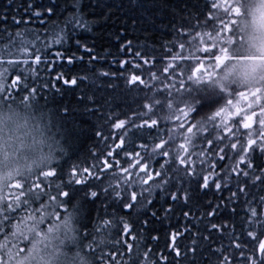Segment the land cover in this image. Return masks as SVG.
<instances>
[{"label": "trees", "instance_id": "obj_1", "mask_svg": "<svg viewBox=\"0 0 264 264\" xmlns=\"http://www.w3.org/2000/svg\"><path fill=\"white\" fill-rule=\"evenodd\" d=\"M213 3H218V0H11V4L8 0H0V16L5 14V8L8 9V20H0V36L7 37L12 33L15 38L17 32L31 34L28 38L39 35L41 39L36 46L46 45L39 63L35 62V48L31 46L28 54L4 57L5 60H16L18 67L5 63L8 72L3 96L11 94L14 102H24L23 97L29 95V103L33 102L51 115L54 131L65 150L52 168L45 169H54L53 176L34 174L24 187L35 181L53 196L58 191H68L69 197H59L66 201L60 212L63 215L65 208L71 210L72 205L79 202L82 225L90 233L85 243L93 239L97 228L101 232L105 230V220L117 223L108 237V246L103 247V256L97 257L103 259V264H112V257L123 264L120 257L124 254V260H127L128 243L133 245L134 253L138 252L136 264H188L184 253L191 252L194 242L197 264H251V259L262 255L259 243L264 241V203L260 198L264 196V183L254 181V177L261 175V169H264V154L253 145L255 152L250 149L245 162L237 166L236 158L230 157L240 150V144L237 149L229 146L222 152L220 149L229 143L224 140L211 152L208 151V140L214 141V135L221 140L229 137L231 142H236L241 132L248 131L243 129L242 123L238 130L234 122L242 121L245 113L251 114L247 107L250 98L234 97L231 106L227 105V99L222 105L212 99L207 105H197L196 112L188 117L181 112L178 119L173 117L170 121L160 119L155 109L149 111L144 107L150 103L148 98L153 93L158 97L169 91L176 95L177 88L189 87L188 75L195 79L201 75L200 72H208L205 68L196 71L200 61L191 58V37L180 35L176 29L195 26L192 35L199 32V41L204 28L219 26L213 16L220 13L221 18L227 19L222 9L211 8ZM29 4L33 8L25 11ZM49 7L53 9L51 15L46 12ZM35 10H40L43 15H32ZM13 16L21 23H13ZM77 21L85 26H77ZM66 23V42L56 44L55 39L64 36L59 28L65 27ZM77 40L80 45H77ZM127 41L132 42L131 52L128 48L121 51V46ZM5 43L6 39L0 40V44ZM180 43L185 44L183 49L179 47ZM84 45L93 51H85ZM137 51L141 52L140 57L135 55ZM57 53L61 55L57 56ZM93 56L98 59L93 60ZM196 56L205 65L211 63L203 51ZM25 58L29 60L28 65L23 64ZM122 61H126L123 66ZM101 72H108L109 76H100ZM17 75L19 80H16ZM132 76L139 77V80L131 82ZM73 78L77 80L75 85L71 84ZM13 80H16L15 84ZM65 80L69 83L65 84ZM32 89H36L34 98ZM209 106L211 108L203 111ZM86 107L97 110L85 113ZM221 107H226V111L216 117L215 112ZM65 108L67 115L64 114ZM209 117L214 118L213 123H209L204 131L193 129L196 136L191 143H195L196 151H203V155L192 156L188 162L189 171L194 173L191 179L181 166L178 175L182 180H176L177 174L166 163L171 156L156 157L150 161L148 171L154 176L156 171H161V165H165L172 182L164 193L159 190L154 193L152 205L143 209L124 207L131 203V191L138 189H128L120 197H116L111 189L104 192L108 177L113 173L127 176L120 171L121 168H129L133 180L138 174L143 175L138 167H129L139 159L135 156L136 151L143 155L144 150L139 148L141 143L147 142L150 150L154 142L163 139L165 150L171 149L174 153L191 135L187 129L196 120ZM118 119L134 120L137 125L156 119L157 124L151 128L144 125L134 130L135 134L125 136V129L114 127ZM128 127L126 124L125 128ZM256 127L254 123L253 129ZM97 132L101 135L97 136ZM121 136H125V143L117 147ZM170 136L174 140H169ZM246 139L244 137V146ZM186 147L189 153L193 151L191 144H186ZM180 154L188 155L182 150ZM222 156L223 160L220 159ZM202 160L205 161L203 166ZM249 161L252 169L246 167ZM85 168L88 172L84 171ZM232 168L236 171H231ZM242 170L249 172L248 178L240 174ZM205 176L208 178L206 188L202 187ZM225 177H228L227 182ZM77 179L82 183L75 184ZM156 181L160 182L159 178ZM217 182L221 183L220 189L215 186ZM241 187L244 188L243 193L239 191ZM91 191H96L97 197L92 198ZM172 193L177 195L176 200L171 199ZM18 194L16 189L7 188L3 193L7 200ZM47 201L48 197H43V202ZM138 202L140 205L145 203L139 196ZM253 209L256 217L251 214ZM153 211L156 212L154 217L151 216ZM145 219L149 221L147 226L143 223ZM121 220L130 225L128 233L123 231ZM249 231L253 232L252 236L248 235ZM177 251L180 256L176 255Z\"/></svg>", "mask_w": 264, "mask_h": 264}, {"label": "snow or ice", "instance_id": "obj_2", "mask_svg": "<svg viewBox=\"0 0 264 264\" xmlns=\"http://www.w3.org/2000/svg\"><path fill=\"white\" fill-rule=\"evenodd\" d=\"M9 4H11V0H8ZM33 8L32 4L28 5V9ZM212 9L223 10L224 15L227 19H223L219 16H213L212 19L218 21L219 26L213 27L212 32H208L207 35L211 39L212 43L210 46H206L203 49L200 48V44H203L204 41L201 38L199 41L197 37L200 36L199 32H196L195 35H192V28L185 29L183 27L176 29L178 33L182 36H190L191 37V47L193 48V53L191 54V58L200 61L199 67L196 68V71L199 72L201 69L205 68L204 62L201 60L199 56H196V52L203 51L207 57V59L211 62L210 67L212 68L211 72H207V81L211 82V94L204 89H195L193 87H187L181 90L177 88V94L173 95L170 91L165 95L160 97L157 96L156 93H153L151 97H149L150 103H146L144 105L145 108L152 111L155 109L159 113V118L164 121H170L173 117L179 118L178 113H183L185 117H188L190 113L196 112L197 105H200L202 102L204 105H207L212 101L213 95L222 94L224 99H227V105H233L234 97H240L242 99L251 98L248 108L251 111V114L245 113L242 121H235L239 130V124L242 123L243 129L248 130L246 132H241L240 136L236 137V142H231L229 137H224L223 140L220 137H217V141L220 143H224V140H228L229 143L224 144V147L220 150L225 152L229 146L231 149H237V145L240 144L241 148L237 152H233L230 158H236L237 166L239 164H243L249 154V150L251 149L254 153L256 148L260 150L262 154H264V89L257 87L255 89H238V88H229L224 89L223 86H218L213 83V77L215 75L213 68L219 69L227 60L232 59L229 55V49L227 47L228 44L235 45L236 37L234 36V26L238 24L239 17L244 15L242 10V6L240 3H237L236 0H223V3L217 4L213 3L211 5ZM8 11L7 8L4 9L5 14L0 16V20L7 21L8 15L6 14ZM46 12L51 15L53 13V9L51 7L46 9ZM32 15L40 17L43 13L40 10H35ZM13 23L20 24L21 20L17 19L15 16L12 17ZM44 21L42 20L41 23ZM27 23V21H25ZM68 23H71L69 21ZM77 26L84 27V24H81L77 21ZM66 27L59 28V32L64 33V36L58 37L55 39L56 44H60L62 42H66L67 32ZM213 32L215 35H213ZM222 33H227V35H222ZM56 33L53 32V35ZM31 34L28 33H15V38L12 33H8L7 37L0 36V40H7V43L0 44V101H12L13 97L11 94L5 97L3 96L4 92V82L7 76L8 68L4 67L5 63L11 67H18V63L14 59L5 60L4 57H12L18 56L20 54H28L30 46L35 48V62L39 63L41 61V52L44 50L46 45L41 47L36 46V42L40 41L41 37L39 35H33V38H28ZM241 42H243V37H240ZM77 45H80V41H76ZM131 41H127L126 44L121 46V51L125 48L131 52ZM85 51L92 52V48L83 46ZM179 47L183 49L185 47L184 43H180ZM61 55L57 53V56ZM137 57L141 56V52L137 51L135 53ZM93 60L98 59V57L93 56ZM175 59V57H173ZM243 59V57H241ZM69 62H71V58H69ZM147 62V61H146ZM29 60L25 58L23 60L24 65H28ZM126 63V61L121 62V66ZM179 67V66H178ZM167 70V69H166ZM175 71V69L173 70ZM100 76L107 77L109 76L108 72L99 73ZM20 76L17 75L16 80H19ZM86 79V77H85ZM16 80H13L12 83L15 84ZM139 80V77L132 76L131 82H135ZM188 80L192 81L193 85H199L202 82H205L204 76H198L193 79V75H188ZM65 84L69 83L68 80L64 81ZM143 83V81H141ZM71 84H77V80L73 78L71 80ZM183 84V81H181ZM25 87H27L25 85ZM216 90H219L218 92ZM36 89H32L33 98ZM83 99V97H80ZM91 99V98H89ZM24 102L29 101V95H25L23 97ZM183 105V108L179 106ZM258 109V111H257ZM96 108L86 107L85 113H91L96 111ZM67 108L64 109V114L67 115ZM226 111V107H221L219 111L215 112V116L218 117L221 113ZM237 112H240V109L237 108ZM255 118V120H254ZM214 118L209 117L207 120L199 119L193 123L187 131L191 133L188 137H186V143H182L173 153L171 149L165 150V141L161 139L159 142H154L153 146L149 150V144L147 142L141 143L139 148L144 150L143 155L140 151L135 152V156L138 157L135 161L134 165H130L131 168H139V172L143 175H137V178L133 180L132 173L129 171V168H121L122 173H126L127 176L120 177L116 173H113L108 177L107 186L104 188V192L107 193L109 189L115 192L116 197H120L121 193L128 189H138L132 190L130 193L131 203H126L124 207L126 208H134L143 209L146 206L152 205L154 193L159 190L161 193L166 191V188L172 182V178L168 176V172L165 170V165H161V171H156L153 174L148 171L150 167V161H152L156 157H170L171 159L166 162L167 167L171 169L173 173H176V180H182V178L178 175L181 171V166H183L184 174L191 179L194 175L192 171H189L187 165L192 156H200L203 155V151L197 152V145L195 143H191L193 138L196 136V132H202L206 128V125L209 123H213ZM256 124L257 127L253 129V124ZM129 125L128 128L125 126ZM157 124L156 119H152L149 123L147 120L143 121L142 124L137 125L134 120L118 119L114 124L116 129H125V136L129 133L135 134L134 130H138L139 128L147 125L151 128L153 125ZM193 129H196V132H193ZM97 136H100L101 133L97 132ZM125 136L120 137V143L117 147L124 145ZM244 137L246 139V146ZM169 140H174V137H169ZM186 144H191L193 151L191 153L188 152V147ZM208 151L211 152L215 147V142L212 140H208ZM253 145L256 148H253ZM181 150L184 153H188V155L182 156ZM64 148L61 146L59 148L57 158L58 160L60 156L64 154ZM109 156L112 155V152L109 151ZM131 155V153H129ZM221 160L224 159L222 156ZM205 161H201V166H203ZM54 162H50L49 165L42 170L36 172L44 177H50L54 175L55 170L45 169L52 168ZM107 164V161H105ZM119 161H117V164ZM172 165H176V167H172ZM212 167H215L213 164ZM248 169H252L253 165L251 161H249L246 165ZM85 172H88V169H84ZM231 171H236L235 168H232ZM243 177L248 178V171H241ZM34 175V174H33ZM33 175L27 178H18L13 180L7 184L0 183V237H2V242H0V264H103V259H97L98 255L103 256V247L108 246L109 241L108 237L111 235L114 228L118 225L115 222H110L105 220L103 223L105 226V230L101 232L99 228H97L96 235H93V239L91 241L87 240L90 233L87 228L82 225V210L79 202L73 204L71 210L67 208L64 209L63 215H61L60 209L66 203L59 199V197H69L70 193L68 191H58L57 195L53 196L50 193L44 191L40 188V184L33 181V183L25 188L24 184L31 178ZM72 175H75V168L73 169ZM231 173L228 174L230 177ZM156 178H159L160 182L156 181ZM100 179V177H97ZM228 177H225V182H227ZM149 181H153L149 184ZM254 181H260L264 183V169H261V175H256L254 177ZM71 183V181H70ZM82 181L77 179L75 180V184L79 185ZM208 186V178L204 177L202 187ZM216 188H221V183H216ZM59 187V186H58ZM16 189L18 191V195H15L13 199L7 200L3 195L5 189ZM118 189V190H117ZM241 193L244 192V188L241 187L239 189ZM236 193H233L235 196ZM47 196L48 201L43 202V197ZM90 196L92 198L97 197L96 191H91ZM138 196L140 199L144 200V204L140 205L138 202ZM171 199L176 200L177 195L175 193L171 194ZM261 202L264 203V196L261 198ZM185 201H187V194L185 195ZM38 206H35L37 205ZM252 216L256 217L255 209L252 210ZM185 216L188 213H184ZM151 216H156V212H151ZM148 219L143 221L144 225L147 226ZM123 225V231L128 233L130 231V225L123 220L120 221ZM47 224V227L44 225ZM216 225H213L215 228ZM249 236L253 235V232H248ZM155 238V237H154ZM239 247V245L237 246ZM98 249L100 251L98 252ZM133 245L131 243L127 244V260H124V254L121 255L120 260L123 261V264H136V259L138 258V252L134 253ZM259 251L262 254L260 257L251 259V264H264V241L259 243ZM177 256H180V252H176ZM184 258L188 261V264H197V250L195 246V242L193 243V248L191 252H185ZM227 258H225L226 260ZM112 264H120V261H117L115 257L111 258Z\"/></svg>", "mask_w": 264, "mask_h": 264}, {"label": "clouds", "instance_id": "obj_3", "mask_svg": "<svg viewBox=\"0 0 264 264\" xmlns=\"http://www.w3.org/2000/svg\"><path fill=\"white\" fill-rule=\"evenodd\" d=\"M236 2L244 15L234 26L235 45H227L233 58L213 68V83L224 89H264V0ZM60 147L49 113L33 102L0 101V183L47 167Z\"/></svg>", "mask_w": 264, "mask_h": 264}, {"label": "rangeland", "instance_id": "obj_4", "mask_svg": "<svg viewBox=\"0 0 264 264\" xmlns=\"http://www.w3.org/2000/svg\"><path fill=\"white\" fill-rule=\"evenodd\" d=\"M217 4H220V0H218V3H217ZM218 16L220 17V13H218ZM212 30H213V29H209V28H204V30H202V37H201V38L203 39L204 43L199 45L201 49H202L203 47H205V46H210V45H211L212 41H211V39L209 38V36L207 35V33H208V32H212ZM213 35H215L214 32H213ZM222 35H227V33H222ZM191 52L193 53V49L191 50ZM201 53H202V51H200V52H196L195 55H199V54H201ZM209 65H210V63L207 64V65H205V69L208 70V72H211V71H212V68H211ZM200 74H201L200 76H204V77H205V82H202V83L199 84V85H193L192 81H190L189 87H193V88H195V89H204V90H207V91L211 94V92H212V89H211V82H210V81H207V76H206V74L201 73V72H200ZM213 78H214V77H213ZM216 91L218 92L219 90H216ZM212 99L214 100V103L217 102L219 105H222V104H223V101L225 100L222 94H219V95H213V96H212ZM250 100H251V98L249 99V101H250ZM201 104H203V102H202ZM224 105H226V104H224ZM224 105H223V106H224ZM181 106H183V105H180L179 107H181ZM209 108H211V107H210V106H209V107H206L203 111H206V110H208ZM180 114H181V113H178V116H179ZM207 125H208V124H207ZM207 125H206V126H207ZM217 137H218V135H217L216 137H215V135L213 136V138H214V142H215V147L218 146V145L220 144V142L217 141Z\"/></svg>", "mask_w": 264, "mask_h": 264}]
</instances>
